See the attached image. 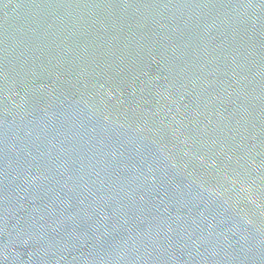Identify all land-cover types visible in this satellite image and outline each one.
I'll list each match as a JSON object with an SVG mask.
<instances>
[{
    "label": "water",
    "instance_id": "obj_1",
    "mask_svg": "<svg viewBox=\"0 0 264 264\" xmlns=\"http://www.w3.org/2000/svg\"><path fill=\"white\" fill-rule=\"evenodd\" d=\"M0 264H264V0H0Z\"/></svg>",
    "mask_w": 264,
    "mask_h": 264
}]
</instances>
